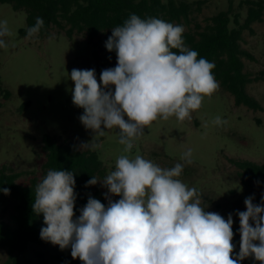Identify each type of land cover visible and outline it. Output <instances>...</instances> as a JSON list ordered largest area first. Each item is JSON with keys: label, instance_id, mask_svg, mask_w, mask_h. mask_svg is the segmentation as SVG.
I'll use <instances>...</instances> for the list:
<instances>
[{"label": "clouds", "instance_id": "9594fccd", "mask_svg": "<svg viewBox=\"0 0 264 264\" xmlns=\"http://www.w3.org/2000/svg\"><path fill=\"white\" fill-rule=\"evenodd\" d=\"M43 26L37 17L28 37ZM183 32L182 25L132 14L106 41V49L116 52L117 66L103 70L100 82L94 69L71 71L72 102L84 110L81 123L98 136L118 128L125 153L103 181L92 176L86 183H101L120 199H109L106 207L89 197L78 218L72 171L49 170L36 186L32 208L46 225L41 239L61 250L70 247L72 258L82 264H240L248 257L264 264V195L259 205L246 198V211L237 213L236 254L232 214L225 219L205 211L197 190L178 179L183 164L161 168L131 155L145 127L160 118H190L219 88L215 64L185 47ZM10 34L7 20L0 21V48L7 47L4 37ZM213 123L224 121L217 116ZM191 154L188 149L181 159L190 163ZM0 191L10 194L8 188Z\"/></svg>", "mask_w": 264, "mask_h": 264}, {"label": "rangeland", "instance_id": "374dc122", "mask_svg": "<svg viewBox=\"0 0 264 264\" xmlns=\"http://www.w3.org/2000/svg\"><path fill=\"white\" fill-rule=\"evenodd\" d=\"M186 1L193 8L197 2L202 5L200 12L190 16L188 23H174L182 25L184 31L192 29L195 23L204 26L208 17L221 11L238 15L240 22L246 16L243 0ZM4 20L11 34L4 37L7 47L0 48V168L5 166L8 171L21 173L16 182L28 185L32 177L41 173L46 158L42 138L48 135L58 144L69 141L81 151L96 153L105 178L115 170L117 158L125 154L124 146L119 143L120 130L105 129L104 135L98 136L83 126L79 117L84 110L72 102L74 82L70 74L73 69H94L100 82L103 70L117 66L116 52L108 51L105 46L112 31L103 32L93 40H88L84 33L69 38L56 29H51L47 37L34 35L29 38L19 34V30L26 27L25 12L0 4V21ZM241 46L254 57L253 61L243 59L245 72L259 78L248 84L246 90L262 110L236 106L233 97L219 85L211 97L203 99L201 107L193 111L190 118L184 121L175 116L167 120L160 118L145 127L131 151L133 157L140 155L161 168L183 164L178 179L197 190L205 211L218 213L225 219L232 214L236 254L240 246L237 213L246 211V198L253 197V203L259 205L264 195V187L258 184L244 187L237 168L230 162L234 159L264 164V22L254 23L252 32L242 33ZM4 91L10 96L6 98ZM25 103L28 106L22 109ZM217 116L223 124L213 123ZM86 143V147L80 148ZM188 149L192 153L191 162L185 163L181 157ZM93 187L101 191L107 205L109 199L112 202L120 199L109 194L101 183ZM13 205L11 200L5 213L0 208V222L12 223ZM79 215L75 214L74 218ZM36 251L43 253L48 264H63L57 260V255L72 258L70 247L61 250L59 245L50 244L31 245L23 259L35 264ZM6 258V252L0 250V264H4ZM240 264L260 262L248 257Z\"/></svg>", "mask_w": 264, "mask_h": 264}, {"label": "trees", "instance_id": "16d2710c", "mask_svg": "<svg viewBox=\"0 0 264 264\" xmlns=\"http://www.w3.org/2000/svg\"><path fill=\"white\" fill-rule=\"evenodd\" d=\"M0 4L25 12L26 27L19 30L21 36H28V28L35 24L37 17H41L44 26L36 34L40 38L49 36L50 30L56 29L69 38L84 33L88 40L122 26L132 14L141 19L159 18L173 24L189 22L190 16L200 12L202 5L197 2L193 8L186 0H0ZM241 4L247 9L243 22L238 15L231 16L229 11H221L208 17L204 26L195 23L192 29L184 31L183 41L185 47L198 52V59L205 58L215 64V79L233 97L236 106L243 105L249 110L259 111L262 110L261 105L246 90L248 84L259 78L245 72L243 62V59L253 61L254 57L242 48L241 41L244 31L252 32L254 23L264 22V0H243ZM172 51L179 54L178 49ZM4 93L6 98L10 96L8 91ZM27 106L28 103H25L22 109ZM42 148L46 158L41 173L32 177L28 185L16 182L21 173L8 171L5 166L0 168V189H10L9 195L0 191L2 213L6 212L9 202L14 201L12 223L0 222V250L7 254L4 264H32L29 259H23L29 247L52 244L41 239L40 231L46 227L43 214H35L32 208L36 186L49 170L74 173L75 214L86 206L89 197L98 199L107 207L99 189L93 185L86 187L92 176L98 180L104 178L102 163L96 153L81 151L69 141L58 144L48 135L42 138ZM230 162L237 168L244 187L250 188L252 184L264 187V164L234 159ZM34 257L35 264H48L42 252L36 251ZM56 258L63 264H82L79 259L64 255H57Z\"/></svg>", "mask_w": 264, "mask_h": 264}]
</instances>
